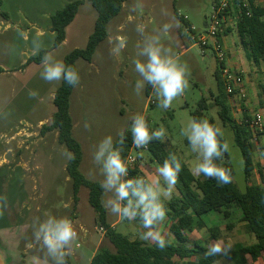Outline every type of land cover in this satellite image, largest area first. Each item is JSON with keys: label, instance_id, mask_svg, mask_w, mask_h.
<instances>
[{"label": "rangeland", "instance_id": "374dc122", "mask_svg": "<svg viewBox=\"0 0 264 264\" xmlns=\"http://www.w3.org/2000/svg\"><path fill=\"white\" fill-rule=\"evenodd\" d=\"M72 1L75 0H3L0 6V195L7 196V207L0 216V225H17L19 222L30 224L29 234L21 244V249H25L26 243L33 242L30 251L46 256L41 245L34 240V222L37 219L43 221L48 215L67 217L73 222L78 239L70 255L65 258L66 264H84L78 260V254H93L96 247H113L104 237L105 231L96 223L97 215L89 204L88 189L82 188L78 201H75L73 183L67 172L69 160L65 152L69 151L59 144L58 133H41L42 127L51 123L56 112L54 97L62 81L47 83L40 76L41 64H27L34 56L32 40L37 38L38 33L45 50L53 51L56 58L63 62L73 50L86 47L97 20L96 10L87 1L67 27L66 41L53 49L55 34L52 33L51 18ZM255 2L256 5L264 4L262 0ZM137 4L142 7L133 10ZM213 9L214 0H128L122 14L109 24V36L98 47L92 62L82 59L77 61L81 79L71 97V114L74 120L73 134L84 154L80 169L88 179L99 183L103 181L99 166L93 161V153L107 135H112L115 143L118 131L129 130L131 117L137 113L146 119L150 118L153 130L161 125L166 129L167 135L163 141H169L174 150L172 153L184 161L194 174L198 153L192 151L181 131L193 119L192 112L206 99L207 119L212 118L224 131L223 139L230 145L229 155L235 171L233 181L241 192L246 190L248 183L244 176L241 151L235 143L232 130L221 121L215 103L219 93L215 78L217 60L213 53L203 56L200 46L185 28L184 34H181L183 27L175 17V11H178L193 24L199 35L206 31ZM177 22L180 26H174L163 42L178 55L180 63L187 65L189 86L183 95L173 100L171 107L163 109L153 89L148 95V85L139 95L134 91L135 82L140 77L134 70L132 60L136 44L141 40L135 28L142 23L146 26L147 34H155L163 24L175 25ZM228 25L235 30L231 21ZM18 29L23 31V36L19 35ZM235 31L225 36V45L228 57H231L228 62H243L241 68L244 70L245 84H249L247 99L239 96L229 98L232 116L241 121L244 114L251 117L258 110L264 113L261 106L264 67L258 68L247 59ZM117 36L126 40V47L119 55H112L109 38ZM30 90L36 91L38 95L30 98ZM85 122L91 125L90 131L84 128ZM262 154L264 135L259 145L254 144L256 168L250 184H262L259 173V167L264 170ZM138 165L142 171L141 177L149 181L158 178L156 170L160 165L149 151L143 153ZM194 175L199 180L206 179L202 174ZM161 185L167 187L162 178ZM112 196L111 192H104L102 200L105 207ZM176 196L178 190L175 185L170 197L161 198L170 200ZM109 218L112 223L119 221L117 231L125 235L127 232L130 236L140 238L145 231L140 222L121 219L110 210ZM204 220L206 226L191 233L190 246L196 240L207 246L222 241L224 245L230 243L232 250L236 245H250L257 241L245 223L236 222V227L228 230V222L220 220L213 213L205 216ZM215 224L221 230L218 240H213L209 231ZM169 225L167 217L162 226V235L171 242L173 238ZM219 264L232 263L227 255H223ZM248 264H264V258L253 261L249 257Z\"/></svg>", "mask_w": 264, "mask_h": 264}, {"label": "trees", "instance_id": "16d2710c", "mask_svg": "<svg viewBox=\"0 0 264 264\" xmlns=\"http://www.w3.org/2000/svg\"><path fill=\"white\" fill-rule=\"evenodd\" d=\"M86 1L97 12L94 30L85 48L73 50L64 59L66 65L75 67L78 72L77 61L82 59L86 62H92L98 47L109 36V24L122 14L124 5L128 0H75L68 3L51 18L52 32L55 34L53 49L61 46L66 40L67 27L75 20L80 7ZM255 1L250 0L252 7L250 15H247L245 11L237 12L238 20L234 26L236 31L228 26L225 35L235 31L247 59L261 68L264 67V4L256 5ZM2 3L3 0H0V6ZM217 4L218 0H214V6ZM175 17L183 27L182 35L184 28L190 29L192 27L191 22L180 15L178 11H175ZM42 56L43 51L39 55L32 56L27 64L40 65ZM0 72H2L1 68ZM215 78L219 92L215 98V103L219 108V116L224 125L229 127L234 134L235 143L242 154L244 176L248 185L246 190L241 192L234 183L235 171L229 152L225 153L222 161H217L222 167L231 170L232 182L223 185L214 178L199 180L188 165L180 160L181 171L176 183L178 196L170 200L161 198L167 209V217L171 221L170 232L175 237L176 243L168 242L163 249L140 238L132 240L128 235L117 231L110 223L108 210L103 204L104 191L101 189L100 183L88 179L80 169L84 154L80 142L73 134L74 120L71 114V97L77 86L71 87L64 81L61 82L54 97L56 112L51 123L42 127L41 133L57 132L59 144L75 154V160L68 161L67 164V172L73 183L75 201H78L82 188L88 189L89 204L97 215L96 223L101 230L105 231L104 237L113 247V249L100 247L92 258L91 264H219L223 257L222 254L205 255L209 246L204 245L201 241H194L193 246L188 244L191 241V233L206 226L204 217L210 213L216 215L220 220L227 221L226 228L228 230L234 229L236 222L245 223L247 230L256 237L255 243L236 245L227 254L232 264H248L249 257L253 261L264 258V170L259 167L262 184H250L256 165L253 158L252 132L246 121L249 116L244 114L241 121L232 116L229 98L234 95L226 92L219 64ZM262 88L261 106L264 108V86ZM151 89V85H148V95H150ZM207 110V101L204 99L198 109L192 112V116L198 120L207 119ZM146 120L150 130H153L150 118ZM208 120L217 126L212 118ZM125 135V143L122 146L114 143V146L122 148L121 156L126 163L132 146L130 129L125 131ZM221 139L224 141L223 137ZM173 151L169 141L153 140L149 144V152L160 166L170 153L173 154ZM141 175L142 171L137 164L130 169V175L125 179L141 177ZM136 221L139 222V219L137 218ZM209 231L213 240L219 239L221 230L218 224H215Z\"/></svg>", "mask_w": 264, "mask_h": 264}, {"label": "clouds", "instance_id": "9594fccd", "mask_svg": "<svg viewBox=\"0 0 264 264\" xmlns=\"http://www.w3.org/2000/svg\"><path fill=\"white\" fill-rule=\"evenodd\" d=\"M140 7L142 6L137 4L133 10ZM174 26L180 25L178 22L175 25L165 23L155 34H147L146 26L142 23L137 24L135 28L141 40L136 44L132 60L134 70L140 77L135 82L134 91L139 95L146 85H151L159 99V106L163 109L171 107L173 100L183 95L189 86L190 73L187 65L180 63L178 55L163 42V38ZM18 32L23 36V31L18 29ZM39 35L38 33L37 38L32 40V54L36 56L43 51L41 78L47 83L64 81L71 87L78 86L81 79L78 70L57 59L53 51L45 50ZM109 43L112 45L110 49L112 55H119L126 47V40L119 36L110 37ZM37 95L36 91H29L30 98ZM84 128L90 131L91 125L85 122ZM130 132L132 144L137 149L146 148L153 140L163 141L167 135L162 125L158 129L150 130L146 118L140 113L131 117ZM181 134L187 138L192 151L198 153L194 174L214 178L222 185L232 182L231 170L217 163L230 151L229 143L221 139L224 137V131L220 127L213 125L208 119L193 118L188 126L182 129ZM117 136L118 140L115 143L122 146L126 141L125 131L119 130ZM121 151L122 148L114 146L113 136L107 135L99 142L93 153V161L99 166L104 177L100 187L105 193L113 194L107 201V207L121 219L133 221L138 218L140 226L145 229L140 239L152 241L163 249L168 244L162 235L167 209L161 197H170L178 181L181 162L175 154L170 153L156 170L158 178L151 181L144 177L125 179L128 177V167L121 156ZM65 155L69 161L75 160L74 153L66 151ZM139 155L142 156L143 153ZM161 178L166 188L162 187ZM6 207L7 196L0 195V216ZM33 237L53 264H66L65 258L70 255L73 244L78 239V233L69 218L48 215L45 220L37 219L34 222ZM230 250V243L224 245L222 241H217L209 245L205 255H227Z\"/></svg>", "mask_w": 264, "mask_h": 264}, {"label": "built area", "instance_id": "2783aa9c", "mask_svg": "<svg viewBox=\"0 0 264 264\" xmlns=\"http://www.w3.org/2000/svg\"><path fill=\"white\" fill-rule=\"evenodd\" d=\"M251 10L250 0H218V4L214 6L213 13L206 24V31L203 34L197 35L195 27L186 29L193 40L200 46L203 56H207L209 53L214 54L220 66L226 92L243 99H247L248 97L244 74L241 69L231 66L228 62L229 57L225 45V30L229 26V21L232 22V27L236 25L238 20L237 12L242 13L245 11L247 15H250ZM246 121L252 132L253 143L259 145L260 138L264 135V113L258 110ZM147 151H149V145L146 148L137 149L132 144L126 159L128 177L130 175V169L137 166L141 158L139 153Z\"/></svg>", "mask_w": 264, "mask_h": 264}, {"label": "crops", "instance_id": "0c3cea01", "mask_svg": "<svg viewBox=\"0 0 264 264\" xmlns=\"http://www.w3.org/2000/svg\"><path fill=\"white\" fill-rule=\"evenodd\" d=\"M192 27H194L193 24H192ZM240 57L241 56H239V58ZM229 58H231V57H229ZM229 62H230L229 64L231 66H233L235 68H239L242 71H244L241 68L243 62H235V61L233 62L232 60ZM248 82H250V80H248ZM246 85H247L246 89H248L249 84L247 83ZM107 210H108V208H107ZM108 217H109V210H108ZM109 221H110V218H109ZM19 223L20 224L9 225V226L0 225V264H53L51 258H48L44 255H40V254L38 255V254L32 253L30 251V249L33 248V242L26 243L25 249L24 250L21 249V244L23 243V241L25 240V238L29 234L30 224H27L24 222H19ZM110 223L112 224V226L115 229H117L116 226L118 225L119 221H116L115 223H112L110 221ZM170 224H171V221H170ZM169 231H170V225H169ZM127 234L128 233L126 232V235ZM128 236L132 240L139 239V237H133V236H130L129 234H128ZM172 238H173V240L170 243H176V239L173 235H172ZM91 241H93V240H91ZM153 244H155V243H153ZM92 246L94 247V244ZM98 249L99 248L96 247L94 249L93 254L80 253L77 255V258H78V260H81L84 264H91L92 258L94 257V255L96 254Z\"/></svg>", "mask_w": 264, "mask_h": 264}]
</instances>
